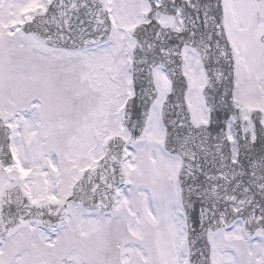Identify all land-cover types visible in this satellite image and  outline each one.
<instances>
[{"label":"snow or ice","instance_id":"obj_1","mask_svg":"<svg viewBox=\"0 0 264 264\" xmlns=\"http://www.w3.org/2000/svg\"><path fill=\"white\" fill-rule=\"evenodd\" d=\"M0 264H264V0H0Z\"/></svg>","mask_w":264,"mask_h":264}]
</instances>
